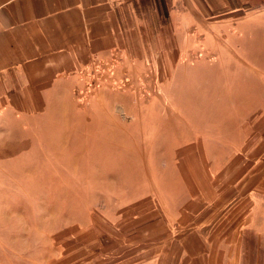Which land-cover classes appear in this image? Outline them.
<instances>
[{"label": "rangeland", "instance_id": "obj_1", "mask_svg": "<svg viewBox=\"0 0 264 264\" xmlns=\"http://www.w3.org/2000/svg\"><path fill=\"white\" fill-rule=\"evenodd\" d=\"M253 31V41L236 42L252 72L228 70L217 78L219 91L206 96L230 94L232 103L206 105L203 118L188 102L214 83L194 65L199 56L187 58L186 66H161L157 58V65L136 71L116 56L80 74L74 102L49 109L72 121L45 122L47 129L77 131L70 139L79 168L60 169L56 189H48L35 178L36 137L29 168L20 153L0 154V264H21L29 251L39 264L56 253L58 264H134L166 241L203 240L202 231L218 224L230 230L233 221L243 228L263 223L262 25ZM219 44L213 48L227 51ZM238 97L254 104L235 105ZM50 133L42 144L64 149ZM22 192L48 199L28 200ZM30 242L46 248H26Z\"/></svg>", "mask_w": 264, "mask_h": 264}, {"label": "crops", "instance_id": "obj_2", "mask_svg": "<svg viewBox=\"0 0 264 264\" xmlns=\"http://www.w3.org/2000/svg\"><path fill=\"white\" fill-rule=\"evenodd\" d=\"M256 25H262L264 41V0H0V154L20 153L26 156L21 164L26 160L29 168V159L35 160L31 144L38 142L35 178H43L37 184L48 189L61 178L60 169L77 170L79 157L70 139L77 131L67 125H60L61 131L45 128V122H69L72 116L49 109L57 105L61 110L70 98L74 102L72 90L80 88V74L116 56L124 57L132 71L157 65V58L161 66H186L187 58L199 56L194 65L214 83L202 86L201 96L188 102L199 106L203 118L206 105L232 103L230 94L224 100L206 96L210 89L219 91L217 78L228 70L252 72L247 53L237 54L236 42L253 41ZM216 44L227 51L213 48ZM232 57L247 63L237 65ZM249 99L238 97L234 103L254 104ZM260 103L264 105V99ZM47 130L64 149L61 144L53 149L42 144ZM21 196L48 199L46 194ZM245 225L233 221L230 230L212 226L202 231L203 240L166 241L134 264H264V222ZM43 245L30 242L26 248H46V242ZM29 252V260L21 264H39L34 251ZM55 256L47 264L61 262V254Z\"/></svg>", "mask_w": 264, "mask_h": 264}]
</instances>
